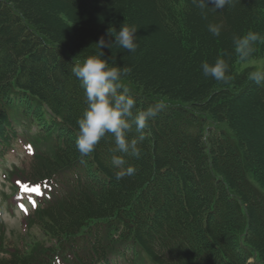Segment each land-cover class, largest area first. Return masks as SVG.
I'll return each mask as SVG.
<instances>
[{
	"label": "trees",
	"instance_id": "16d2710c",
	"mask_svg": "<svg viewBox=\"0 0 264 264\" xmlns=\"http://www.w3.org/2000/svg\"><path fill=\"white\" fill-rule=\"evenodd\" d=\"M122 24L138 27L139 47L105 58L131 68L138 109L166 107L139 157L113 152L109 135L82 162L87 104L71 69ZM249 31L264 37V0L215 12L191 0H0V157L26 136L38 151L24 180L54 191L29 218L43 238L0 264H264V84L237 69L264 55V39L246 59L233 43ZM217 58L229 83L202 75ZM113 155L136 174L117 182Z\"/></svg>",
	"mask_w": 264,
	"mask_h": 264
},
{
	"label": "clouds",
	"instance_id": "9594fccd",
	"mask_svg": "<svg viewBox=\"0 0 264 264\" xmlns=\"http://www.w3.org/2000/svg\"><path fill=\"white\" fill-rule=\"evenodd\" d=\"M192 4L201 9L218 11L231 6L233 0H191ZM222 25L209 24L208 32L219 37ZM138 27L135 24H122L119 30L108 31L111 39L100 37L95 44L99 51L87 56L82 62L76 63L71 71L79 80L84 91L87 108L77 120L78 135L75 142L81 161L92 154L102 139L107 136L114 138L113 152L139 157L140 145L145 140V131L150 128L151 121L156 119L166 107L159 101L144 109H138L131 90L125 85L124 78L131 73V68L119 66L105 58L103 49L114 46L136 52ZM264 39L258 32L249 31L246 35L235 37V50L241 59H246L253 52V45ZM111 64V66H110ZM202 75L217 82L229 83V64L223 58H217L213 63L204 62L200 65ZM250 79L257 85L264 84V70L250 73ZM133 130L136 135H133ZM112 164L118 170L114 174L117 182L125 177L136 174L137 169L127 164L124 155H113Z\"/></svg>",
	"mask_w": 264,
	"mask_h": 264
},
{
	"label": "rangeland",
	"instance_id": "374dc122",
	"mask_svg": "<svg viewBox=\"0 0 264 264\" xmlns=\"http://www.w3.org/2000/svg\"><path fill=\"white\" fill-rule=\"evenodd\" d=\"M248 67L253 68L252 72L264 70V55L258 59L237 63L238 70ZM21 139L11 151L0 158V259L7 257L5 254L15 251L16 247L19 250H26L24 240L37 241L43 238L34 224L30 227L27 224L24 228L21 223L22 217L25 216V214L23 215L24 208L30 207V202L27 201L12 208L8 204L10 195L16 192L15 180L29 172L30 165L36 160L35 154L38 151L33 144Z\"/></svg>",
	"mask_w": 264,
	"mask_h": 264
}]
</instances>
